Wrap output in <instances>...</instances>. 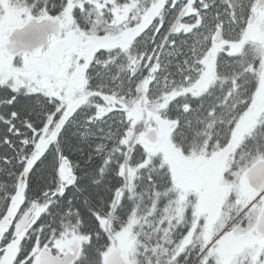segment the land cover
<instances>
[{
    "label": "snow or ice",
    "instance_id": "1",
    "mask_svg": "<svg viewBox=\"0 0 264 264\" xmlns=\"http://www.w3.org/2000/svg\"><path fill=\"white\" fill-rule=\"evenodd\" d=\"M0 264H264V0H0Z\"/></svg>",
    "mask_w": 264,
    "mask_h": 264
}]
</instances>
